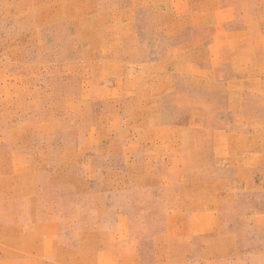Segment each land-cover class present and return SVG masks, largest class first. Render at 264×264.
<instances>
[{"label": "rangeland", "instance_id": "374dc122", "mask_svg": "<svg viewBox=\"0 0 264 264\" xmlns=\"http://www.w3.org/2000/svg\"><path fill=\"white\" fill-rule=\"evenodd\" d=\"M0 264H264V0H0Z\"/></svg>", "mask_w": 264, "mask_h": 264}, {"label": "crops", "instance_id": "0c3cea01", "mask_svg": "<svg viewBox=\"0 0 264 264\" xmlns=\"http://www.w3.org/2000/svg\"><path fill=\"white\" fill-rule=\"evenodd\" d=\"M187 212H191V211H187Z\"/></svg>", "mask_w": 264, "mask_h": 264}]
</instances>
